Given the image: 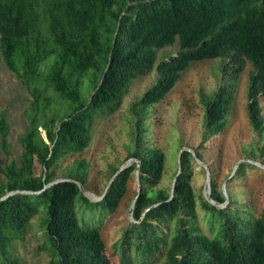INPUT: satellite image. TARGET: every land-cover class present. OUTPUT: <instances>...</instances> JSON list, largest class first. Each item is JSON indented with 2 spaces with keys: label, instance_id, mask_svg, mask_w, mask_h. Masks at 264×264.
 Segmentation results:
<instances>
[{
  "label": "trees",
  "instance_id": "1",
  "mask_svg": "<svg viewBox=\"0 0 264 264\" xmlns=\"http://www.w3.org/2000/svg\"><path fill=\"white\" fill-rule=\"evenodd\" d=\"M168 48L174 52L165 53ZM0 55L30 96L17 159L10 122L0 111L6 157L0 166V264H25L17 243L24 247L38 221L44 236L38 252L47 254L49 264H264V208L256 213L250 206L234 207V198L227 203L213 191L219 205L200 197L209 233L199 227L190 153L172 198V188L156 189L164 155L143 148L137 138L131 153L136 167L123 171L100 201L77 184L85 190L88 183L83 160L52 184L57 163L89 148L96 120L117 112L135 79L158 75L135 105L143 117L195 62L220 59L223 67V85L212 95L200 94L201 147L225 130L234 98L231 80L247 65L245 112L253 132L264 134V0H0ZM137 167L142 190L135 221L109 251L103 218L116 211ZM118 170L113 167L112 174ZM11 192L16 193L2 199Z\"/></svg>",
  "mask_w": 264,
  "mask_h": 264
},
{
  "label": "rangeland",
  "instance_id": "2",
  "mask_svg": "<svg viewBox=\"0 0 264 264\" xmlns=\"http://www.w3.org/2000/svg\"><path fill=\"white\" fill-rule=\"evenodd\" d=\"M173 50L168 48L164 52ZM162 54L159 52L160 56ZM249 70L250 66L247 65L236 81L231 80L234 98L225 130L203 144V147L205 108L200 102V94L212 95L223 85L220 59L192 63L164 100L148 108L143 117L135 114V105L155 83L158 75L154 72L135 79L117 112L96 120L89 148L57 163L55 178L61 180L68 177L76 162L85 161L89 167L85 191L94 196L89 197L93 202L100 201L107 187L112 185L113 167L120 169L125 164L128 168L136 167L137 161L131 157V153L137 138L143 148H153L164 155L163 177L156 189L172 188L177 176L183 173L185 156L189 153L193 155L186 162L189 163L190 185L199 197L198 225L204 233H209V224L200 197L208 199L213 191L215 195H223L227 203L230 202V196L234 198V207L250 206L256 213L261 212L264 208V168L261 167L264 166V134L253 132L245 112ZM260 101L264 116V96ZM29 102V94L6 68L0 55V111L6 112L10 122L9 142L15 159L21 154L18 138L26 125L23 111ZM5 160L0 147V166ZM249 164L254 167H247L251 166ZM37 170L40 172L39 168ZM140 185L138 175L134 172L116 211L103 218L102 237L109 251H113L123 231L134 220L131 208L138 191L142 190ZM227 203L220 208H225ZM91 215L95 216L96 211L87 212L85 218ZM39 223H34L24 247L17 243L20 260L25 264L50 262L45 252H38V245L44 238Z\"/></svg>",
  "mask_w": 264,
  "mask_h": 264
},
{
  "label": "water",
  "instance_id": "3",
  "mask_svg": "<svg viewBox=\"0 0 264 264\" xmlns=\"http://www.w3.org/2000/svg\"><path fill=\"white\" fill-rule=\"evenodd\" d=\"M261 167H263L264 168V166H261ZM128 168V165H123L118 171H117V173L114 175V177H113V180L111 181V183H113V181H114V179H116L123 171H125L126 169ZM138 172H139V167H137V175H138ZM177 178H179V175L177 176ZM60 181H62V180H57V181H55L54 183H52L53 185L55 184V183H58V182H60ZM175 182V181H174ZM210 183V182H209ZM77 184L79 185V187L81 188V190L84 192V194L85 195H87L88 197H94L92 194H90L89 192H87V191H85L84 190V188H83V186L79 183V182H77ZM174 184V183H173ZM172 184V194H171V198L174 196V185ZM48 187V186H47ZM108 187H107V191H108ZM106 191V192H107ZM16 192H21V193H27V194H33L32 192H25V191H16ZM16 192H11V193H9V194H7L5 197H3L2 199H5V198H7L8 196H11V195H13V194H15ZM138 192H140V190L138 191ZM90 199H92V198H90ZM208 199H209V201H211V203H213V204H215V205H219V204H217L213 199H212V197H211V195L209 194V196H208ZM135 203H136V199H135V201H134V205L132 206V208H131V217L133 216V212H134V207H135ZM132 219H134L133 217H132ZM134 221V220H133Z\"/></svg>",
  "mask_w": 264,
  "mask_h": 264
}]
</instances>
